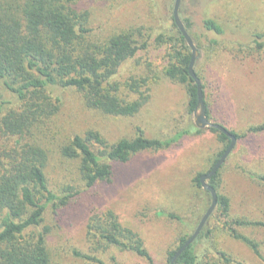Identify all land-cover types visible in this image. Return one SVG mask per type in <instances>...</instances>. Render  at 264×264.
I'll return each instance as SVG.
<instances>
[{
  "label": "rangeland",
  "instance_id": "1",
  "mask_svg": "<svg viewBox=\"0 0 264 264\" xmlns=\"http://www.w3.org/2000/svg\"><path fill=\"white\" fill-rule=\"evenodd\" d=\"M175 0H82L74 7L89 13L92 38L107 37L132 28H142L150 45L126 62L114 78L125 82L132 76L160 75L153 82L149 102L134 117L104 116L87 109L80 94L72 89H57L61 97L59 112L41 131L49 161L46 175L51 189L64 187L82 191L69 205L53 212L48 209L42 226H48L47 248L52 264H88L72 255V250L88 253L85 227L93 212L112 210L121 224L138 233L149 253L159 264H165L168 250L176 247L181 225L161 216L173 213L186 222L198 225L210 205V195L196 187L194 178L207 173L218 153L224 149L217 133L202 129L168 150L142 152L125 164L113 166V179L84 189L77 164L62 158L60 145L75 134L98 131L109 143L122 138L131 139L137 128L145 137L165 139L194 123L186 111L187 96L182 86L163 78L167 66V45L158 46L159 33L176 34L173 25ZM180 19L191 24L188 30L199 56L194 70L204 87L206 103L212 122L235 133L247 126L264 122V46L257 50L252 34L264 35V0H181ZM204 18L218 21L224 28L215 36L202 27ZM220 41L211 47L210 39ZM264 44V38L260 41ZM242 45V48L240 47ZM198 49V50H199ZM151 71V73H150ZM15 103V97L0 81V101ZM218 193L230 200L231 218L264 222V133L236 140L231 153L220 168ZM207 227L212 229L209 241L200 242V250L216 247L231 257L234 264H264L244 243L232 239L211 216ZM241 232L254 240L264 258V228L248 227ZM114 255L123 264H147L129 252L111 249L101 258L108 262ZM217 262L216 255H211ZM214 264V263H213Z\"/></svg>",
  "mask_w": 264,
  "mask_h": 264
},
{
  "label": "trees",
  "instance_id": "2",
  "mask_svg": "<svg viewBox=\"0 0 264 264\" xmlns=\"http://www.w3.org/2000/svg\"><path fill=\"white\" fill-rule=\"evenodd\" d=\"M80 1L0 0V81L16 100L12 105L9 101H0V264H52L47 248L50 228L42 226L44 215L48 209L56 212L68 206L72 198L82 193L70 186L55 191L46 175L49 150L40 134L59 112L61 97L55 91L72 88L80 94L87 109L104 116L131 118L149 102L151 86L161 78L159 74H147L132 76L125 82L115 81L122 65L149 47L150 38L142 40V28H132L103 41L94 40L89 13L74 7ZM173 25L175 35L159 33L155 37L159 47H169L167 66L161 74L164 79L184 88L186 111L192 115L197 104V87L188 72L191 50L175 23ZM184 27L187 32L191 29L188 20H185ZM202 27L215 36L225 33L223 26L212 18H204ZM252 37L255 48L262 49L264 44L260 41L264 35L257 33ZM208 41L211 47L220 45L217 38ZM195 75L198 77L196 72ZM209 130L217 133L218 141L224 145L213 166L230 140L215 129ZM202 131L189 122L171 136L157 139L145 137L143 130L137 128L133 138L109 143L98 131L88 130L73 135L60 145L59 154L76 162L86 190L111 182L114 165L125 164L142 152L168 150L184 137ZM229 132L236 140L263 134L264 122L249 125L241 133ZM219 170L208 181L217 192V205L211 216L232 239L246 244L257 258L264 261L258 244L241 232L248 227L264 228V222L231 218L229 198L218 193ZM201 175L193 180L198 188L201 187ZM258 179L264 182V175ZM199 210L205 214L207 209L200 206ZM160 215L182 227L175 240L176 247L168 250L166 255L165 264H170L176 251L197 226L193 229L194 224L173 213L160 212ZM211 237L212 229L205 225L176 264L236 263L216 247L200 250V242L209 241ZM85 241L88 253L74 249L72 255L88 264H123L114 255L108 262L101 258L111 249L132 253L147 264H159L146 249L141 236L123 226L109 209L90 215L85 227ZM211 255L218 256V261L213 262Z\"/></svg>",
  "mask_w": 264,
  "mask_h": 264
},
{
  "label": "water",
  "instance_id": "3",
  "mask_svg": "<svg viewBox=\"0 0 264 264\" xmlns=\"http://www.w3.org/2000/svg\"><path fill=\"white\" fill-rule=\"evenodd\" d=\"M181 4V0H175L174 6H173V21L178 28L179 32L183 36L187 46L191 50V59L188 67V72L190 77L194 80V83L197 87V104L193 113L194 116V125L198 129H204V128H209V129H215L219 131L220 133L224 134L229 140L230 143L224 153L221 155V157L215 162V164L212 166V168L205 174H202L199 177V181L201 184V187L204 191L208 192L210 195V205L207 208L205 214L202 216L200 219L196 229L194 230L193 234L190 236V238L176 251L174 256L171 259L170 264H176L178 257L190 246L192 245L197 237L199 236L200 232L206 225L208 219L211 217L213 212L215 211L216 205H217V192L215 189L210 186L208 181L218 172V170L221 168L229 154L231 153L232 149L235 146L236 143V138L234 135H232L229 130H227L225 127H223L220 124L214 123L211 120L208 119L205 111V104H204V99H203V90H202V84L200 79L195 75L194 72V64L196 59L199 56V52L196 49L194 42L185 29L180 16H179V7Z\"/></svg>",
  "mask_w": 264,
  "mask_h": 264
}]
</instances>
